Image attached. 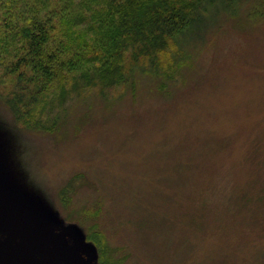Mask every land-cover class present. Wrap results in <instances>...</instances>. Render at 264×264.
Here are the masks:
<instances>
[{
  "label": "rangeland",
  "instance_id": "1",
  "mask_svg": "<svg viewBox=\"0 0 264 264\" xmlns=\"http://www.w3.org/2000/svg\"><path fill=\"white\" fill-rule=\"evenodd\" d=\"M218 5L120 85L49 89L50 131L0 62V263L264 264V0Z\"/></svg>",
  "mask_w": 264,
  "mask_h": 264
},
{
  "label": "trees",
  "instance_id": "2",
  "mask_svg": "<svg viewBox=\"0 0 264 264\" xmlns=\"http://www.w3.org/2000/svg\"><path fill=\"white\" fill-rule=\"evenodd\" d=\"M234 1L0 0V62L22 84L23 94L11 100L15 115L25 121L28 112V127L50 131L33 114L49 89L58 87L62 102L72 80L86 86L120 85L128 80L127 50L135 58L137 49L154 51L159 63L161 54L201 35L220 2L230 6ZM94 235L102 251V241ZM113 261L102 256L100 264H121Z\"/></svg>",
  "mask_w": 264,
  "mask_h": 264
},
{
  "label": "water",
  "instance_id": "3",
  "mask_svg": "<svg viewBox=\"0 0 264 264\" xmlns=\"http://www.w3.org/2000/svg\"><path fill=\"white\" fill-rule=\"evenodd\" d=\"M51 235V234H50ZM49 235V236H50ZM46 238H48V236L46 237ZM33 239H36V238H33ZM39 255L41 256V255H44V254H42V253H39ZM1 261V260H0ZM0 264H2V263H0Z\"/></svg>",
  "mask_w": 264,
  "mask_h": 264
}]
</instances>
